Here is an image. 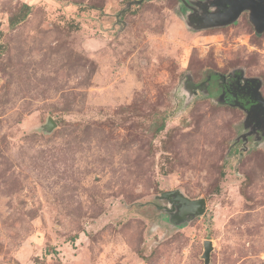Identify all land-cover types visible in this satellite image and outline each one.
I'll return each mask as SVG.
<instances>
[{"label":"rangeland","instance_id":"374dc122","mask_svg":"<svg viewBox=\"0 0 264 264\" xmlns=\"http://www.w3.org/2000/svg\"><path fill=\"white\" fill-rule=\"evenodd\" d=\"M137 1L0 0V264H205L207 240L264 264V143L201 88L241 70L264 95V33Z\"/></svg>","mask_w":264,"mask_h":264},{"label":"flooded vegetation","instance_id":"af4514ba","mask_svg":"<svg viewBox=\"0 0 264 264\" xmlns=\"http://www.w3.org/2000/svg\"><path fill=\"white\" fill-rule=\"evenodd\" d=\"M249 0H191L183 1L182 4L188 8V19L191 18L192 23L196 26L205 27L219 21L218 15L229 12L234 7L246 5ZM255 3L264 5V0H254ZM197 16H193L194 13ZM249 16L250 11L245 10L243 14ZM239 17V18H240ZM251 23V22H250ZM253 26V24L251 23ZM254 27V26H253ZM255 28V27H254ZM260 81L253 77L245 76L241 70H235L227 75H220L218 73L209 75L205 81L202 82L201 88L208 96L216 93L217 100L220 104L227 105L239 109L247 117L248 125L252 126L247 134L243 135L245 141L252 140V144L264 143V108L260 107L257 100L258 90L257 86ZM262 88V85H261ZM260 93L264 98L263 93Z\"/></svg>","mask_w":264,"mask_h":264},{"label":"water","instance_id":"95a60500","mask_svg":"<svg viewBox=\"0 0 264 264\" xmlns=\"http://www.w3.org/2000/svg\"><path fill=\"white\" fill-rule=\"evenodd\" d=\"M143 0L137 1L136 4L142 3ZM250 11V22L255 27V30L258 34L264 33V5L262 6L260 3H255L254 0H249L246 5L234 7L230 9L229 12L225 14L218 15L219 21L209 25L210 27L216 26H229L235 23L243 11ZM261 84L257 86L258 90V102L261 108H264V98L260 93ZM56 128V123L53 119H49L47 125L44 127L46 131H52ZM161 199H166L172 201L173 209L177 212L176 222L182 223L183 221L190 220L194 217L201 216L205 213L206 210V201L205 199H195L192 200L178 191H166L161 194ZM213 246L212 241L207 240L204 243V253L202 258L205 260V264L210 263V255L212 252Z\"/></svg>","mask_w":264,"mask_h":264},{"label":"trees","instance_id":"16d2710c","mask_svg":"<svg viewBox=\"0 0 264 264\" xmlns=\"http://www.w3.org/2000/svg\"><path fill=\"white\" fill-rule=\"evenodd\" d=\"M25 9H26V11L24 12V14H23L21 17H19V16H14V17L11 18V20H10V25H11V26H16L18 23H20L22 20H24V18H25V16H26L27 12L29 11V7L26 6ZM163 129H164V126L161 125V126L159 127V130H157V132H161Z\"/></svg>","mask_w":264,"mask_h":264}]
</instances>
